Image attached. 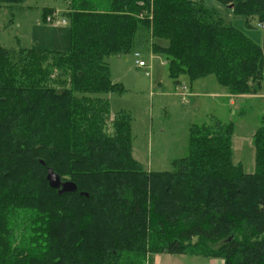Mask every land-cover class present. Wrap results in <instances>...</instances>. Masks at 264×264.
I'll return each instance as SVG.
<instances>
[{
    "label": "trees",
    "instance_id": "obj_1",
    "mask_svg": "<svg viewBox=\"0 0 264 264\" xmlns=\"http://www.w3.org/2000/svg\"><path fill=\"white\" fill-rule=\"evenodd\" d=\"M213 1L247 25L264 23V0ZM71 5L68 52L0 48V264H144L147 252L264 264V116L253 174L233 163V125L214 119L191 126L189 155L173 172H146L132 158L131 116L119 112L108 127L112 109L102 97L123 92L107 60L132 52L140 29L177 87L183 76H215L236 97L259 94L263 48L205 0ZM100 141L116 143L115 155L124 146L128 156L106 170H72ZM48 169L78 191L58 195Z\"/></svg>",
    "mask_w": 264,
    "mask_h": 264
},
{
    "label": "rangeland",
    "instance_id": "obj_2",
    "mask_svg": "<svg viewBox=\"0 0 264 264\" xmlns=\"http://www.w3.org/2000/svg\"><path fill=\"white\" fill-rule=\"evenodd\" d=\"M71 3L73 0H24L18 5L0 4V48L11 53L27 48L68 52L71 26L65 13ZM205 6L219 13L228 25L243 32L264 50V30L257 27L256 20L247 25L245 19L234 16L228 11L230 7L217 1L205 0ZM48 11H53V24L45 20ZM63 20L66 24H57ZM158 43L168 45L166 41ZM151 46L149 33L140 29L132 52L121 59L107 60L113 83L123 88L121 94L102 96L109 99L112 109L108 127L119 112L131 116L132 158L146 172H173L174 162L189 155L191 126L210 125L214 119L233 125V163L242 165L246 174H253L254 135L261 128L264 116V77L255 97H227L224 95L227 90L219 86L215 76H209L194 84L195 96L183 100L182 92L169 76L164 58L153 54ZM135 54L145 62V68L137 67ZM181 82V86L191 89L187 76L181 77ZM116 146V143L100 141L98 147L101 149L89 160L74 161L72 170L100 171L115 167L113 160L128 156L124 146L120 147L124 154L115 155ZM148 257H152L153 264H223L221 260L204 256L152 255L149 252L145 254L144 264Z\"/></svg>",
    "mask_w": 264,
    "mask_h": 264
},
{
    "label": "water",
    "instance_id": "obj_3",
    "mask_svg": "<svg viewBox=\"0 0 264 264\" xmlns=\"http://www.w3.org/2000/svg\"><path fill=\"white\" fill-rule=\"evenodd\" d=\"M41 165H45L43 161H41ZM46 181L49 187L58 192V195L62 196L65 194H72L78 191V187L74 182L64 181L62 177L57 174L53 169H48ZM81 196L88 197V194L81 193Z\"/></svg>",
    "mask_w": 264,
    "mask_h": 264
},
{
    "label": "built area",
    "instance_id": "obj_4",
    "mask_svg": "<svg viewBox=\"0 0 264 264\" xmlns=\"http://www.w3.org/2000/svg\"><path fill=\"white\" fill-rule=\"evenodd\" d=\"M46 22L49 24H53L54 23V15H49L46 18ZM57 24H66V21L63 20L61 23L57 22ZM257 27L264 30V23L261 24H257ZM135 58H136V65L138 68H145L146 64L144 61L140 60V55L139 54H135ZM178 88L180 89V92H182L181 96L183 97V100H187L186 98H188L189 94H188V88L186 86H178Z\"/></svg>",
    "mask_w": 264,
    "mask_h": 264
},
{
    "label": "crops",
    "instance_id": "obj_5",
    "mask_svg": "<svg viewBox=\"0 0 264 264\" xmlns=\"http://www.w3.org/2000/svg\"><path fill=\"white\" fill-rule=\"evenodd\" d=\"M69 10H67L66 12H68ZM115 58H119V59H121L122 58V56L121 57H115ZM165 63V62H164ZM189 79V78H188ZM190 80V79H189ZM203 80V79H202ZM200 81V80H199ZM199 81H195V82H192L191 80H190V82H191V84H192V86H191V89H188L189 91H188V94H189V96L188 97H190V96H195L194 94H193V89L192 88H194V84H197L196 82H199ZM180 82H181V78H180ZM181 84H182V82H181ZM181 84H180V86H181ZM178 88V87H177ZM196 94H198V93H196ZM225 96H227V97H229L230 96V94L227 92L226 94H224ZM255 96H257V95H255ZM255 96H241V97H237V98H240V99H246V98H250V97H255ZM230 97H232V96H230Z\"/></svg>",
    "mask_w": 264,
    "mask_h": 264
}]
</instances>
